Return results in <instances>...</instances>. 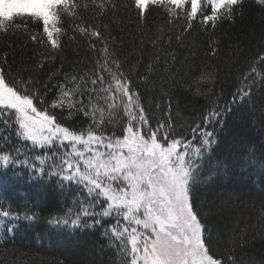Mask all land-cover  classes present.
<instances>
[{
	"label": "snow or ice",
	"instance_id": "6c2138e0",
	"mask_svg": "<svg viewBox=\"0 0 264 264\" xmlns=\"http://www.w3.org/2000/svg\"><path fill=\"white\" fill-rule=\"evenodd\" d=\"M243 3L132 0V7L141 22L152 7L162 9L168 24L184 22L183 34L195 23L215 29L224 21H233L242 15L238 10ZM121 6L128 7L116 0H0V33L20 31L31 42L59 49L60 37L66 34L65 21L70 20L76 32L102 45L97 49L90 42L98 53L91 70L72 67L63 72L61 65L39 87L31 77L25 80L11 75L6 70L5 54V63L0 64V168H12L13 175L20 178L24 173L17 166L26 168L30 182H54L61 195L72 191V206L62 215H51L48 224L70 231L103 229L120 264H243L235 254L245 243L243 236L220 246L196 191L218 171L227 175L231 170L225 160L218 159L209 168L211 175L201 180L202 168L206 160H212L218 131L225 127L231 106L250 98L257 83L264 84V70L257 67V63L264 65V54L240 77L230 102L221 106L217 99L202 121L188 126L187 134L177 132L169 93H164L168 96L164 117L153 123L135 88L136 81L123 70L114 48L116 38L103 24V18ZM84 12L100 23H89ZM29 24L39 28L30 31ZM159 31L154 45L163 39L164 29ZM171 39L169 36L168 42ZM217 51L213 47V55ZM48 60L55 57L41 55L37 67L43 68ZM147 67L148 74L140 77L146 83L153 71L151 64ZM216 79L213 67L201 68L193 81L197 93L201 84L214 86ZM53 80L56 82L51 83ZM50 92L52 98L48 99ZM155 108L159 110L160 104ZM77 115L86 118L87 124H70ZM109 126L111 132L107 131ZM13 140L18 143L13 144ZM35 150L40 154L29 155ZM255 154L252 148L245 163L258 164L264 174V155L257 160ZM23 207L20 212L0 203V233L13 232L20 221L39 218L33 210L38 204L29 207L26 202ZM106 218L113 222L107 223ZM257 220L264 233V207ZM4 241L0 234V244Z\"/></svg>",
	"mask_w": 264,
	"mask_h": 264
},
{
	"label": "trees",
	"instance_id": "16d2710c",
	"mask_svg": "<svg viewBox=\"0 0 264 264\" xmlns=\"http://www.w3.org/2000/svg\"><path fill=\"white\" fill-rule=\"evenodd\" d=\"M116 2L128 7L121 6L114 14L109 13L103 18V24L108 25L111 36L116 38L114 48L123 70L136 81L135 88L153 117V123L164 117L168 100L164 93H169L177 132L187 134L188 126L202 121L217 99L221 106L230 102L240 77L257 63L260 54H264V0H244L242 9L238 10L242 15L238 14L233 21H224L215 29L195 23L183 34L184 22L168 24V18L160 8L152 7L141 22L132 7V0ZM82 15L89 23H100L93 21L87 12ZM65 25L66 34L60 37L59 49L31 42L20 31L0 33V64L5 63L7 54L6 70L17 78L27 80L31 77L39 82L38 87L52 72L61 69V65L63 72L72 67L91 70L98 53L89 46L90 42L95 43L97 49L102 45L95 38L76 32L70 20L65 21ZM37 28L38 24H29L30 31ZM161 28L164 29L163 39L154 45L152 41L160 35ZM169 36L172 37L170 42ZM177 36H180L179 40ZM213 47L218 48L215 55ZM41 55L54 56L55 60L44 61L43 68H38ZM149 64L153 71L146 83L140 77L148 74ZM205 67H213L217 79L214 86L201 84V92L197 93L193 81ZM257 67L264 70V65L257 63ZM51 98L52 92L48 94V99ZM157 103L159 110L155 108ZM231 107L225 127L219 130L217 125L214 154L210 163L206 160L201 180L211 175L209 168L218 159L225 160L231 170L227 175L220 170L211 179L204 180L197 188L196 196L208 213L207 222L214 240L223 247L243 236L245 243L236 249V256L243 264H262L264 233L257 216L264 207V174L258 164H248L245 160L252 148L256 149L257 160L264 155V84L257 83L250 98ZM119 115L122 117L123 113ZM77 122L86 125L88 121L77 115L69 123ZM112 130L111 126L107 128L108 132ZM17 143L13 140V144ZM37 154H40L39 150L29 152V155ZM17 170L24 173L22 178L13 175L12 168H0V203L20 212L25 210L26 202L29 207L38 204L39 207L33 210L39 218L20 221L13 232L0 233L5 237L4 243L0 244V264H49L50 261L53 264H120L115 250L103 236V229L70 231L48 224L51 215H62L72 206V191L61 195L54 182L37 185L28 180L26 168L17 166Z\"/></svg>",
	"mask_w": 264,
	"mask_h": 264
}]
</instances>
